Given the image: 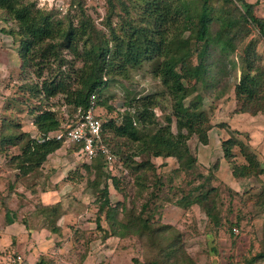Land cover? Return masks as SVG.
I'll return each mask as SVG.
<instances>
[{
  "label": "trees",
  "instance_id": "obj_1",
  "mask_svg": "<svg viewBox=\"0 0 264 264\" xmlns=\"http://www.w3.org/2000/svg\"><path fill=\"white\" fill-rule=\"evenodd\" d=\"M238 1L243 8L235 0H143V22L137 21L129 28L122 26L123 30L118 31L110 21L111 35L107 37L92 21L82 0L70 1L69 9L75 7L80 12L78 23L74 22L69 12L55 17L51 11L37 7L34 2L0 0L2 18L17 22L18 29L7 32L20 41L23 65L34 67L36 76L43 80L36 89L37 93L43 94L46 99L63 95L66 114L70 118L79 108L87 109L92 101L98 107L103 104L101 94L110 83L117 81V74L127 75L130 67L156 60L154 74L162 79L172 98V114L165 115V123L159 121L154 109L160 107L162 95L154 93L133 97L127 103V109L116 118L101 115L105 120L104 140L118 157L114 169L109 170L105 157L100 155L84 164L88 174L86 187L81 189L78 180H67L78 192H74L73 199L80 200L86 194L97 198L96 230L104 231L100 236L103 242L112 235L120 239L135 237L139 241L143 247V258L136 259V264H198L182 246L183 232L155 218L162 209L153 201L163 194L164 201H173L170 190H174V194L177 193L175 190L181 191L176 203L187 212L198 205L205 218L217 229L225 224L223 201L218 186L213 183L215 176L199 162L190 144L194 136L200 143L208 144L209 131L214 124L204 108V95L198 92V81L191 84L186 79L188 76L206 79L213 75L226 81L201 83L207 87L222 83L220 90L228 89L230 56L242 48L241 74L234 85L238 111L264 113V61L248 39L252 29L257 28L260 39L264 41V19L255 15V4ZM113 13L112 9L109 18ZM185 32L189 34L183 38ZM183 42L189 45V54L179 59L176 49ZM65 51H69L73 59L67 60ZM105 104L109 111L116 110L107 101ZM174 118L177 132L172 129ZM33 124L38 130L36 137L20 124L7 120L3 121L0 130V150L8 156L9 169L16 171V180L14 184L10 182L8 194L0 196L9 221L15 219L9 202L17 184L25 183L32 192H38V178L44 181L50 178L44 172V163L62 147V142L46 139L48 133L59 129L61 124V118L54 111H40L35 115ZM128 146L132 147L131 151ZM234 146L240 147L246 160V163L235 166L233 174L236 178L264 174L257 155L248 143L236 135L222 142L227 160L233 159ZM11 147L18 151L8 155ZM138 157L140 161H137ZM158 157L177 161L178 166L173 173H186L191 177L187 180V188L175 185L172 176L163 178L157 172L154 159ZM118 166L136 171L137 195L143 198L139 207L133 205L128 208L126 203L110 205L108 179H113L118 192L125 193L119 186L120 179L113 173ZM28 180L32 183L28 184ZM61 197L47 204L38 201L35 213L24 219L26 225H40L51 233L62 234L59 220L72 211L74 200L67 199L65 202V197ZM81 212L79 210L76 214ZM103 215L108 228L101 226ZM75 235L84 237L85 232L76 230ZM262 260L264 250L245 258L244 264ZM52 262L53 259L41 255L37 264Z\"/></svg>",
  "mask_w": 264,
  "mask_h": 264
},
{
  "label": "rangeland",
  "instance_id": "obj_2",
  "mask_svg": "<svg viewBox=\"0 0 264 264\" xmlns=\"http://www.w3.org/2000/svg\"><path fill=\"white\" fill-rule=\"evenodd\" d=\"M26 1L34 2L37 7L43 10L51 11L55 17H62L69 12L75 23H78L81 18L77 8L69 9L71 0ZM246 1L255 4V15L264 19V0ZM82 2L99 31L107 37L111 35L110 21L118 31L123 30L122 26L129 28L132 24L138 23L137 21L143 22L141 20L144 18L142 16L145 5L143 0H82ZM111 2L113 5H111ZM235 2L239 7H244L241 1L235 0ZM112 9L114 13L109 18ZM10 29L17 30V22L11 19L5 20L0 12V130L4 120L18 123L21 126H31L35 115L46 109L54 111L61 118V121L68 122L71 119L66 114L67 108L64 104L63 95L46 99L43 94L37 93L36 89L42 85L43 80L36 76L34 67L23 65L20 56V41L15 40L7 32ZM188 34V32H185L183 38H186ZM248 39L255 45L264 61V41L260 39L259 29L253 28ZM238 51L230 56V78L228 80L230 86L226 89L228 94H232L230 96H233L234 85L239 81L241 74L242 48ZM176 54L179 59L186 58L189 54V45L186 42L180 44L176 49ZM64 56L67 60L73 59L69 51H65ZM155 65V59L149 60L139 67H130L127 75L117 74V81L110 83L103 90L101 99L104 103L97 108V113L109 118H116L119 113H123L127 109L126 105L133 97L159 93L162 95L159 99L161 105L154 110L159 121L165 123V115L172 114L173 102L162 79L154 74ZM53 67L56 66L53 65ZM46 75H48V69ZM186 80L191 84L198 81V92L204 95V108L211 116L213 124L225 126V122L228 120L226 111L231 109L229 101H218L217 96L219 93H216V97L214 96L211 99L209 97L211 89L221 91L219 89L222 83L218 86L207 87L201 81L226 80L213 75H209L206 79L188 76ZM209 88L211 89L209 90ZM105 101L116 110L109 111ZM188 101L189 99L186 100V103ZM221 111H224V113L221 114ZM223 128L224 130L220 131L222 138L221 134H217L219 130H214L215 144H221L230 135H235L227 127ZM172 129L177 132L175 118L173 119ZM225 131H229L230 135L226 134ZM243 138L245 139V137ZM190 144L199 161H201L200 158L204 161L210 160L209 165L205 168L215 176L213 183L218 186L223 201L225 224L217 229L212 222L205 218L198 205H194L188 212L178 206L176 201L181 196L179 190H175L176 194L173 193L174 190L169 191V194L173 195V201H164L162 199L164 194H160V198L153 201L154 204L161 205L160 208L162 209L161 214H156L155 218L158 222L173 225L183 232L182 246L196 263L244 264L245 258L247 259L264 250V175L259 177L260 181L256 177H252L247 184L241 187L238 183L235 184V189H237L235 190L222 179L221 174H218L220 166L217 159L219 157L225 159L223 148L213 145L210 150L200 155L202 143L199 142L196 136L190 139ZM128 148L129 151L132 150L131 146H128ZM249 148L251 149L250 146ZM17 151V148L11 147L8 150L10 152L8 155H12ZM232 151L234 157L229 162H231L233 168L232 165L226 167L224 177L227 171L228 174L232 169L234 171L235 166L245 159L239 146H234ZM4 153L0 150V194L6 196L9 192L8 180L12 173L7 165L8 156ZM261 155L264 156V149H262ZM121 156L123 155L121 154ZM140 159L138 157L137 161H140ZM154 161L158 166L157 172L164 176L163 178L172 176L175 185L187 188V180L191 177L187 176L186 173H173L178 166L175 159L155 158ZM86 163L83 158L75 154L74 147H62L61 151L49 157L47 162L49 168L44 167V169H50L47 173L52 176V179L49 178L48 181H44V179L38 178L37 180L39 183L37 191H44L47 186L51 188L53 184H56L60 191L62 190L61 195L63 194V197H65V202H67V199L74 200L72 211L68 216L60 219L64 226V229H62L63 234L62 236L55 235V238H52L50 242L52 245L47 247L46 252L48 255L46 256L53 259L50 264H136V259L143 258V247L139 241L135 237L120 239L112 235L103 242L100 236L104 231L98 232L96 230V214L99 209L97 198L86 194L80 200L73 199L76 191L67 180H78L81 183V189L86 187L88 181L87 170L84 166ZM54 164L56 167L53 166V172H51L50 165ZM202 165H204L203 162ZM216 165H218V168H216ZM261 165L264 167V160ZM123 167L115 168L116 170L113 173L116 174L115 177L120 179L119 186L125 193L118 192L113 185V179H108L110 205L116 206L126 203L128 208L133 205L139 207L143 198L137 195L136 171L129 167L123 169ZM26 182L30 184L32 180ZM166 190L167 188H165L167 194ZM14 192L16 193L11 197L9 207L17 211L18 223L11 225L6 217L5 210L0 206V264H25V262L26 264H37L41 252L39 245L44 246L41 241L47 239L46 235L49 232L41 228L40 225L30 228L26 225L24 219L30 217L31 213L29 212L33 210L37 201L41 198L36 195L37 192L32 194L31 189L25 183L17 185ZM54 201H56L55 198ZM79 210L82 212L77 215L76 213ZM104 216L101 226L108 228ZM234 228H237L238 231H234ZM76 230L85 232L84 237L79 238L78 235H75ZM18 256H21V259L18 260ZM255 264H264V260Z\"/></svg>",
  "mask_w": 264,
  "mask_h": 264
},
{
  "label": "crops",
  "instance_id": "obj_3",
  "mask_svg": "<svg viewBox=\"0 0 264 264\" xmlns=\"http://www.w3.org/2000/svg\"><path fill=\"white\" fill-rule=\"evenodd\" d=\"M216 93H219V95L217 96L218 101H220V100H223V102L229 101V106L231 108V109H227V111H226L227 112L226 118L228 120L225 122V126H223V127H227L229 129V131H232L231 133H234L239 139L244 140L246 143H248V145L251 147V150L253 152H255V154H257L258 160L262 163V161L264 160V156L261 155L262 149H264V113L251 114L248 112L238 111L239 105H238V100L236 98L235 90L233 92V96H230L232 94H228V91H226L225 89L221 90V91H218L217 89H211V91L209 93L210 99L214 96L216 97ZM222 113H224V111H221V114ZM223 127L220 125L217 126L214 123L213 128L209 131V142H208V144H202L201 145L202 147H200V155H202V153H204L205 151L210 150V148H212L213 145H215V147H219V148L221 147V149L223 148L222 143L221 144H215L216 138H215V135L213 133L214 130H219V132L217 134H221L220 131L224 130ZM22 128L25 131L30 132L32 136H35V137L38 136V130L33 123L31 126L24 125V126H22ZM229 131H225V133L230 135ZM220 136H221V138L223 137L222 134ZM243 137H245V139ZM61 150H62V147L60 149H58L56 152L52 153L51 155H54L55 153H58ZM219 156H221V155H219ZM223 156H224V153H223ZM49 157H48L47 161L44 163L43 167H47V162L49 160ZM158 158H162V157H158ZM162 159H173V158H162ZM200 160L204 163V166L209 165L210 160L204 161L201 158H200ZM201 161H199V162H201ZM217 161H218L219 166H220L218 174L219 175L221 174L222 179L226 183H229V185L232 186L234 189H235V184L238 183L239 186L241 187L242 185L247 184L248 181H250L251 178L254 177V176H251V177L236 178L235 175L233 174V169H232V171H230L229 174L227 171V174L224 177L223 174H224L225 168L231 167L230 165H232V164L226 158L223 159V158L219 157V159H217ZM202 162H201V164H202ZM243 163H246L245 159L243 161H240L239 164H243ZM50 166H51V172H53L52 168H53V166L56 167V165L54 164V165H50ZM47 168H49V167H47ZM47 168L44 169L45 173L49 172V170H50ZM232 168H233V165H232ZM9 171L12 174H11L10 179L8 178L9 180H8V186L7 187H9L10 182H11V184L12 183L14 184V182L16 180V176H15L16 171H13L11 169ZM55 173H56V171H55ZM13 175H14V177H12ZM262 175H264V174H261L259 177H261ZM259 177H256V178L260 181ZM50 178L52 179V176H50ZM17 185H19V183ZM235 190H237V189H235ZM61 191L57 187L56 184H53V187L50 188L47 186L44 189V191L43 190L38 191L36 193V195H38L39 198H41L40 200H42V202L44 204H47V203L56 202L57 200H59L61 198V196H63V194L61 195ZM14 193H16V192H13V195H14ZM31 193L34 194V192H32V191H31ZM0 196H1V194H0ZM54 198L56 199V201H54ZM57 198H59V199H57ZM0 206H1V201H0ZM10 209L13 210L14 215H15L14 221H9V222H11V225H13V224L18 223V221H17L18 215H17V211L12 209L11 207H10ZM29 213H31L30 216H32L35 213V206H34L33 210H31ZM68 215L69 214H67L63 217L65 218ZM59 225L64 229V226L60 222V220H59ZM33 227H35V226H30V228H33ZM43 229H45V228H43ZM48 232H49V234L46 235L47 239L46 240L42 239V241H41L42 245H44V246L41 247L40 246L41 244L39 245L40 251H41L39 253V256L48 255V253L46 252V249L48 246L52 245V243H50L52 238H55V235L62 236V234H63V232H62V234L51 233L50 231H48Z\"/></svg>",
  "mask_w": 264,
  "mask_h": 264
},
{
  "label": "built area",
  "instance_id": "obj_4",
  "mask_svg": "<svg viewBox=\"0 0 264 264\" xmlns=\"http://www.w3.org/2000/svg\"><path fill=\"white\" fill-rule=\"evenodd\" d=\"M97 108L94 101L85 110L79 108L71 120H62L59 129L49 132L46 139L58 140L62 142V147H74L75 154L86 162L103 155L107 168L112 171L118 157L104 140L105 120L97 113ZM234 231L237 232V228H234ZM17 259H21V256Z\"/></svg>",
  "mask_w": 264,
  "mask_h": 264
}]
</instances>
